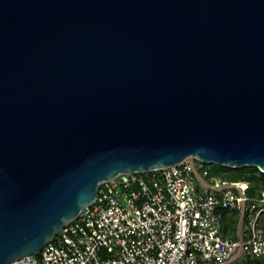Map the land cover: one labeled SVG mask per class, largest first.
<instances>
[{"label": "water", "instance_id": "95a60500", "mask_svg": "<svg viewBox=\"0 0 264 264\" xmlns=\"http://www.w3.org/2000/svg\"><path fill=\"white\" fill-rule=\"evenodd\" d=\"M188 157L264 172V0H0V264Z\"/></svg>", "mask_w": 264, "mask_h": 264}, {"label": "built area", "instance_id": "2783aa9c", "mask_svg": "<svg viewBox=\"0 0 264 264\" xmlns=\"http://www.w3.org/2000/svg\"><path fill=\"white\" fill-rule=\"evenodd\" d=\"M245 255L264 264V188L207 180L188 157L103 181L38 253L9 264H231Z\"/></svg>", "mask_w": 264, "mask_h": 264}, {"label": "trees", "instance_id": "16d2710c", "mask_svg": "<svg viewBox=\"0 0 264 264\" xmlns=\"http://www.w3.org/2000/svg\"><path fill=\"white\" fill-rule=\"evenodd\" d=\"M238 172L232 171L234 173L232 178L229 180H245L248 182V192L253 193L254 191H259L264 188V172H262L256 166H243L241 168H236ZM234 220L231 221V226H234ZM236 263V262H235ZM236 264H260L259 261L253 259L252 257L245 255Z\"/></svg>", "mask_w": 264, "mask_h": 264}, {"label": "rangeland", "instance_id": "374dc122", "mask_svg": "<svg viewBox=\"0 0 264 264\" xmlns=\"http://www.w3.org/2000/svg\"><path fill=\"white\" fill-rule=\"evenodd\" d=\"M197 168L199 170V172L203 175V177L207 180L211 179V176H217V177H222L225 179H231L232 175L234 173H232V171H234L235 173L238 172L236 170V168H241V167H230V166H226V165H219V164H215V163H208V162H204V161H200L198 159H195ZM247 166V165H245ZM232 170V171H231ZM206 171V172H204ZM254 194H257V191L253 192ZM242 258L235 260L233 263L231 264H236L237 262H239ZM236 262V263H235Z\"/></svg>", "mask_w": 264, "mask_h": 264}]
</instances>
